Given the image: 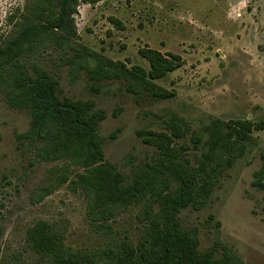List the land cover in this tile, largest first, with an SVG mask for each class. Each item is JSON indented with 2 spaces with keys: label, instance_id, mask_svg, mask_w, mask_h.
<instances>
[{
  "label": "rangeland",
  "instance_id": "rangeland-1",
  "mask_svg": "<svg viewBox=\"0 0 264 264\" xmlns=\"http://www.w3.org/2000/svg\"><path fill=\"white\" fill-rule=\"evenodd\" d=\"M75 7L74 48L128 69H149L141 49L182 62L155 82L168 93L155 99L132 92L122 78H110L108 67L96 88L92 59L51 46V36L31 44L35 52L27 63L57 80L60 97L92 100L94 110L103 112V162L129 181L160 154H179L194 167L205 163L207 149L196 138L207 139L204 128L213 119L256 126L243 154L218 177L207 204L181 211L179 221L196 231L200 251L226 245L242 264H264V0H101ZM40 12L55 15L52 0H0V45L36 22ZM7 71L0 63V264H53L26 243V230L39 221L62 233L69 252L93 256L96 264L107 260L104 252L146 238L145 201L102 220L91 210L90 196L72 183L81 168L60 159L61 153L44 152L39 142L19 143L30 116L7 104ZM170 119L176 120L174 133ZM152 211L157 212L154 204Z\"/></svg>",
  "mask_w": 264,
  "mask_h": 264
},
{
  "label": "trees",
  "instance_id": "trees-1",
  "mask_svg": "<svg viewBox=\"0 0 264 264\" xmlns=\"http://www.w3.org/2000/svg\"><path fill=\"white\" fill-rule=\"evenodd\" d=\"M100 1L52 0L55 15L40 12L36 22L22 25L11 41L0 45V63L7 66L9 76L7 104L25 110L30 116L28 131L18 135L17 140L39 142L44 152L61 153L60 159L81 168L83 173H77L72 183L90 196V208L102 220L114 219L118 210L145 201L146 213L150 216L145 229L147 237L136 245L122 243L116 251L104 252L102 257L107 260L102 264H242L240 257L226 245L200 251L196 231L183 229L179 214L189 208L200 210L207 204L218 177L243 154L256 126L249 121L213 119L204 128L207 139L196 138L207 149L203 154L205 163L194 167L179 154H160L156 162L146 165L142 171L139 169L129 181L115 166L103 162L98 136L103 112L94 110L92 100L60 97L57 80L36 63H27L30 52H35L31 44L51 36L54 38L51 46L69 48L77 55L92 59L90 73L96 88L108 70L110 78L130 82L134 93L167 98L168 93L155 82L179 69L180 57H165L155 50L141 49L139 54L148 62L149 69L137 66L128 69L86 48H74L76 4ZM175 126L176 120L170 119L168 127L173 133ZM168 150L166 146L165 151ZM216 160L215 167L209 168ZM153 204L157 212L152 211ZM25 239L34 253L50 258L53 264H96L93 256L69 252L62 233L45 221L29 227ZM219 247L221 253L217 256Z\"/></svg>",
  "mask_w": 264,
  "mask_h": 264
}]
</instances>
